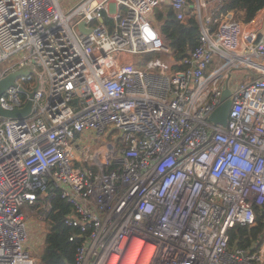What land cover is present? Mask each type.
Returning a JSON list of instances; mask_svg holds the SVG:
<instances>
[{
  "label": "built area",
  "instance_id": "2783aa9c",
  "mask_svg": "<svg viewBox=\"0 0 264 264\" xmlns=\"http://www.w3.org/2000/svg\"><path fill=\"white\" fill-rule=\"evenodd\" d=\"M63 1L0 0V80L32 69L0 97L5 110L32 102L22 119L0 117V264H39L22 207L47 226L57 189L77 264H264V237L230 235L264 209V9L214 28L196 0L198 43L177 61L150 16L169 3L185 24L188 0ZM243 68L253 76L234 85ZM227 87V126H216ZM108 127L127 146L91 153Z\"/></svg>",
  "mask_w": 264,
  "mask_h": 264
},
{
  "label": "trees",
  "instance_id": "16d2710c",
  "mask_svg": "<svg viewBox=\"0 0 264 264\" xmlns=\"http://www.w3.org/2000/svg\"><path fill=\"white\" fill-rule=\"evenodd\" d=\"M217 6L219 7L213 15L216 19L212 23L214 28L225 16L230 14H232L234 20L249 23L264 9V0H218ZM194 10V5L188 4L185 24L179 23L177 15L171 7H167L158 13V20L161 21V33L171 47L174 59L177 61L189 56L198 43L200 25L195 17ZM160 56L157 54V57ZM180 68H183V66ZM54 193L55 198L52 202V209L46 219L48 231L42 253L39 256L40 263L77 264L76 250L79 242L78 239L75 241L70 240L71 236L77 233V230L66 224L67 217L73 214V208L61 197L60 190L57 189ZM230 235L232 245L248 246L252 243H261L264 237V209H256V222L254 225L239 226L232 230Z\"/></svg>",
  "mask_w": 264,
  "mask_h": 264
},
{
  "label": "rangeland",
  "instance_id": "374dc122",
  "mask_svg": "<svg viewBox=\"0 0 264 264\" xmlns=\"http://www.w3.org/2000/svg\"><path fill=\"white\" fill-rule=\"evenodd\" d=\"M68 1L69 0H64L63 1L64 5H66L68 3ZM188 1H189V4L194 5L196 0H188ZM72 2H73V0H72ZM213 5H215L213 0H207V8L208 7L212 8ZM162 9H163V6L155 9V11H157V12L153 16L152 21H150L152 30L159 29L161 32V21L158 20L157 13H158V11H160ZM155 57H157V54L152 53V54L146 55L145 59L147 61H150V60L154 59ZM162 58L164 60H167L166 57H162ZM15 61H16L15 58H10V59L6 60L3 63V67H8ZM251 76H253V74H252V71L250 69L243 68V69L234 70V75H233L234 85L244 82L247 78H249ZM106 143H113L116 146V148H119L120 146H122V147L127 146V143L121 137V131L118 129H112L111 127H108L106 132L103 134V136L99 140L95 141L94 144H92L90 152L93 153L96 149L100 148L103 144H106ZM92 161H93V159H90L88 167L81 165L82 169L87 170L88 168H95ZM22 211L24 212V215H25V218L27 221V232H28V238H27V242H26L27 247H28L29 251L35 257H37L38 260H40L39 256L41 255L43 247H44V236L46 235L45 230L47 229V226H44L40 222L39 212L38 211L32 212V210L28 206V204H25L22 207ZM39 264H41V263L39 262Z\"/></svg>",
  "mask_w": 264,
  "mask_h": 264
},
{
  "label": "water",
  "instance_id": "95a60500",
  "mask_svg": "<svg viewBox=\"0 0 264 264\" xmlns=\"http://www.w3.org/2000/svg\"><path fill=\"white\" fill-rule=\"evenodd\" d=\"M79 28L82 32L89 33L90 30L86 29V25L84 22H81L79 24ZM32 69L30 67H23L19 68L14 72H11L7 76H5L3 79L0 80V97L1 95L11 86L14 85L15 79L18 76L22 75H28ZM233 90L230 87H227L222 94V101L219 107L216 108V110L212 113L210 117V121L214 125H221V126H227L228 122V116L229 112L231 110L232 104H233ZM77 102V100H75ZM32 109V102L30 101L27 106H25L22 109H13V110H5L1 107L0 104V117H8V118H24L31 112ZM49 193V190L46 192V194Z\"/></svg>",
  "mask_w": 264,
  "mask_h": 264
},
{
  "label": "crops",
  "instance_id": "0c3cea01",
  "mask_svg": "<svg viewBox=\"0 0 264 264\" xmlns=\"http://www.w3.org/2000/svg\"><path fill=\"white\" fill-rule=\"evenodd\" d=\"M217 1L218 0H214L213 2L215 3V5H213L212 6V8H207L206 9V14L207 15H211L212 13H214L215 11H216V9H217ZM167 7H171L170 6V4L169 3H166L165 5H163V9H165V8H167ZM162 9V10H163ZM162 10H160V11H162ZM187 10V9H186ZM160 11H158V13L160 12ZM263 11V10H262ZM261 11V12H262ZM157 11H154L153 13H152V15L150 16V19H151V21H152V18H153V16L155 15V13H156ZM261 12H259L258 14H257V16L259 15V14H261ZM158 13H157V16H158ZM230 16H232V14H230ZM263 40V42H264V31L262 32V33H260V35H259V37H258V41H262ZM263 63H264V61H263ZM44 241H45V236H44Z\"/></svg>",
  "mask_w": 264,
  "mask_h": 264
}]
</instances>
